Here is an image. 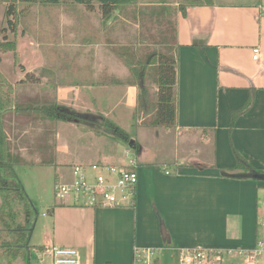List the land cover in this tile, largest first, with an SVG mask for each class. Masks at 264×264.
Returning <instances> with one entry per match:
<instances>
[{
  "label": "crops",
  "instance_id": "obj_1",
  "mask_svg": "<svg viewBox=\"0 0 264 264\" xmlns=\"http://www.w3.org/2000/svg\"><path fill=\"white\" fill-rule=\"evenodd\" d=\"M70 1L32 4L23 14L21 30L27 31L17 37L14 52L26 72L6 67L8 61L13 67L11 51L0 54V71L13 89V106L1 115V124L8 151L20 160L15 174L33 203L39 187L20 180L17 165L52 168L53 186L56 180L70 181L75 164H125L116 147L127 144L108 129L94 130L97 122L54 120L38 110L56 103L114 124L135 113L137 123L127 120L130 131L118 125L136 145L138 180L129 206L90 207L73 196L53 197L52 213L47 208L32 229L30 261L51 264L55 247L75 248L85 264H132L134 246L156 248V264H179L184 248L222 253L252 248L264 181L222 171L235 166L233 150L264 168V0L185 3V15L176 0L151 4L160 15L173 8V25L160 32L172 35L176 69L174 125L152 128L142 127L136 114L138 87L131 68L108 46L115 39L135 48L140 26L135 8L150 4L118 6L103 17L97 3L89 9ZM30 72L37 81L24 78ZM250 96V107L230 129L232 113ZM67 126L70 147L62 146L61 128ZM150 137L168 139L173 153L138 162Z\"/></svg>",
  "mask_w": 264,
  "mask_h": 264
},
{
  "label": "trees",
  "instance_id": "obj_2",
  "mask_svg": "<svg viewBox=\"0 0 264 264\" xmlns=\"http://www.w3.org/2000/svg\"><path fill=\"white\" fill-rule=\"evenodd\" d=\"M19 0H0V5H4V16L6 28L12 33L16 32L18 15L16 4ZM26 3H58L60 0H21ZM81 3L86 8H93V3L98 4V9L103 17L110 15L118 6L132 4L136 0H73ZM209 0H194L190 5H201ZM179 10L185 15V6L179 3ZM4 40L0 43L1 51H15V41H8L5 28H1ZM131 68L132 74L137 83V107L136 114L143 117L141 125L148 127H171L175 120V95L176 84L175 58L167 52L153 53L145 58L144 62L125 59ZM148 66H154L156 72L157 90L155 98L149 94L145 84V73ZM25 79L31 82L37 78L26 73ZM12 86L7 82L5 76L0 71V261L3 264H30V236L33 229L31 221V201L27 197L21 183L19 182L14 166L20 162L17 156H12L8 151L7 138L1 124V115L10 110L13 106ZM252 103V97L238 111L232 113L229 128L231 129L234 119ZM39 112L48 118L60 121L85 120L86 115L66 106L53 103L42 106ZM89 122H92L86 119ZM104 125L110 129L113 137L119 138L125 144L129 143L128 134L117 127L108 119H103ZM94 122V121H93ZM134 148L136 145L133 146ZM235 166L228 171L223 170L222 174L233 178H251L264 181V168L252 166L245 158L233 150ZM18 203V205H16ZM20 206V209L18 208ZM53 207L47 211L52 213ZM23 211L20 223L17 215ZM21 211V212H22ZM38 249V248H37ZM2 264V263H1ZM156 264V263H155Z\"/></svg>",
  "mask_w": 264,
  "mask_h": 264
},
{
  "label": "rangeland",
  "instance_id": "obj_3",
  "mask_svg": "<svg viewBox=\"0 0 264 264\" xmlns=\"http://www.w3.org/2000/svg\"><path fill=\"white\" fill-rule=\"evenodd\" d=\"M68 1L69 0H64L65 3H68ZM173 1L175 0H136L132 4L128 5L132 7L133 5H137L139 3L150 4V6L148 5L147 7L139 6V8L138 7L135 8V10H137V13L134 12L136 21L138 22L140 21L138 37L136 40L135 48L128 45L129 41H119L115 39L110 40L113 42H111L110 45H108L109 48H112V51L115 54H119V56L123 57L124 59L130 60V61L137 60L139 62H144L145 58L149 55H152L153 53L158 54V53L167 52L168 54H172L173 49H174L172 35L167 37L168 36L167 32L165 36L163 35V32H160V31L161 30L169 31L171 28V24L173 25L172 20L169 18L173 14V8L172 7L169 8L168 10H166L165 13L163 12V15H160L159 9H157V6L151 5V4L160 2V3H163V5L167 6L170 2H173ZM176 1L181 4H185V3L190 4L194 0H176ZM219 1L220 2H244L245 0H219ZM70 2H73V0ZM36 3L45 4L41 2H36ZM36 3H26L21 0L17 2L16 7H17V11L19 12V15H18V22H17L15 33H12L11 31H9L8 28H6V21H5V16H4L5 8L3 4L0 5V43L4 40V38L2 37L3 32H1V28H5L7 40L8 41L14 40L15 48H16L17 37L20 39V37L24 35V33L27 31L26 29L24 31L21 30L23 27H25V25H24V21L22 23L20 19H22L23 14H25L28 11V8L32 4H36ZM156 12H158V14H156ZM114 14H117V13L115 12ZM128 14H132V13L129 12ZM28 35L36 39L35 32L33 33L29 31ZM164 37H167V38H164ZM129 38L133 39L135 38V35L133 36L132 33H130ZM2 53H4V51L0 50V54ZM12 56L14 58L13 67L10 61L6 63V67L11 68V69L13 68L12 71H14L15 74L19 71L26 72L27 66L25 64L24 65L21 64L20 60L19 61L16 60L15 52H12ZM30 73L34 75L33 72H30ZM145 77H146L145 84L148 88L149 94L151 95L152 98H155L156 72H155L154 66L147 67ZM86 119L88 120L92 119L91 120L92 122L93 121L97 122V123H94V126H93L94 130L104 128L110 131V129L104 125V121H103L104 117L102 116L101 117L99 116L91 117L87 115ZM128 119H130L129 123L131 124H132L131 121H134L135 123H137L135 113H132V115L128 114L126 119H121L120 123H117L115 125L122 130H124V128H122L120 125L121 124L126 125L127 126L126 130L130 131L131 128L129 127L130 124L127 122ZM141 126L143 127V125ZM135 127L137 126L135 125ZM145 127H148V126H145ZM68 129H69L68 126L65 129L64 127L61 128V136L63 138L62 146H65V147L71 146L69 143L71 140V136L69 137L70 129L69 130ZM128 136L130 137L129 134ZM148 137L149 136H147V138ZM149 140L150 142L147 143L145 147L146 150L144 148H141V156H140L141 158L138 157V162L140 160H145L147 157L150 159H153L155 156L165 158V157H168V155L170 156L173 153V145L171 142L166 141L168 139H166L164 142L156 139L158 143H156V141H153L154 139L152 137H150ZM92 145H94L95 148H97L96 143H93ZM116 148H117V153L121 157L122 156L121 154L123 151V145L122 147L120 145H117ZM106 149L107 148L102 147V150L100 151L106 152ZM131 150H132V147H131ZM133 154H134V150H132V155ZM122 161L124 162L125 160L122 158ZM16 171H17V174L20 180H24V182H30L33 188L36 186L39 187L38 191L33 194V203H31L32 207H31L30 214L32 217L31 221L33 222V228H34L36 221L38 219H41L42 214L46 212V209L49 208V206L52 204L51 202L53 201V192H52V182L53 181L51 180L52 168L39 167V168L30 169L28 167L17 165ZM37 177H38V180L35 181V178ZM49 200H50V203H47V201ZM16 205H18V203H16ZM18 208L20 209V206H18ZM21 211L17 215L18 223H20L21 220H23V217H22L23 211L22 212ZM220 256H221V259L219 261L212 259L209 263H206V264H245L243 259H241L238 256V252H235V253L234 252L233 253L220 252ZM30 262L38 264V260H35V259H32ZM1 263L2 264L4 263L3 260L0 261V264ZM258 264H264V257L258 260Z\"/></svg>",
  "mask_w": 264,
  "mask_h": 264
},
{
  "label": "built area",
  "instance_id": "obj_4",
  "mask_svg": "<svg viewBox=\"0 0 264 264\" xmlns=\"http://www.w3.org/2000/svg\"><path fill=\"white\" fill-rule=\"evenodd\" d=\"M252 58L257 59L258 48L252 50ZM125 164L107 163L75 164L71 167V180H56L52 186L53 197L63 201L73 196L79 203L90 207H119L132 205L138 180L136 161L131 147L123 149ZM261 215L255 245L238 251L245 264H258L264 257V198L259 201ZM220 250L200 247L184 248L179 252V264H206L212 259H221ZM230 253V252H227ZM51 264H85L75 248H52ZM157 249L149 246H134L132 264H155Z\"/></svg>",
  "mask_w": 264,
  "mask_h": 264
},
{
  "label": "water",
  "instance_id": "obj_5",
  "mask_svg": "<svg viewBox=\"0 0 264 264\" xmlns=\"http://www.w3.org/2000/svg\"><path fill=\"white\" fill-rule=\"evenodd\" d=\"M128 145H129L130 147H132V146H133V140H130L129 143H128Z\"/></svg>",
  "mask_w": 264,
  "mask_h": 264
}]
</instances>
